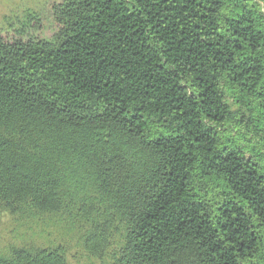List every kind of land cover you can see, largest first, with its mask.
Wrapping results in <instances>:
<instances>
[{
	"label": "trees",
	"instance_id": "16d2710c",
	"mask_svg": "<svg viewBox=\"0 0 264 264\" xmlns=\"http://www.w3.org/2000/svg\"><path fill=\"white\" fill-rule=\"evenodd\" d=\"M55 15L49 41L0 38V211L83 222L112 264H264V0Z\"/></svg>",
	"mask_w": 264,
	"mask_h": 264
},
{
	"label": "rangeland",
	"instance_id": "374dc122",
	"mask_svg": "<svg viewBox=\"0 0 264 264\" xmlns=\"http://www.w3.org/2000/svg\"><path fill=\"white\" fill-rule=\"evenodd\" d=\"M64 0H0V38L4 41H49L60 29L56 8ZM261 134V133H260ZM264 152V141H259ZM85 226L62 217L27 218L0 211V254L13 249L62 247L67 264H112V254H93L85 246ZM112 235L114 232L110 231ZM115 237V236H114ZM120 235L115 239L119 241ZM115 242V241H114Z\"/></svg>",
	"mask_w": 264,
	"mask_h": 264
}]
</instances>
